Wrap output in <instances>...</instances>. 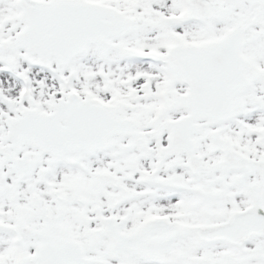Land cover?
<instances>
[{
    "label": "snow or ice",
    "instance_id": "1",
    "mask_svg": "<svg viewBox=\"0 0 264 264\" xmlns=\"http://www.w3.org/2000/svg\"><path fill=\"white\" fill-rule=\"evenodd\" d=\"M0 264H264V0H0Z\"/></svg>",
    "mask_w": 264,
    "mask_h": 264
}]
</instances>
